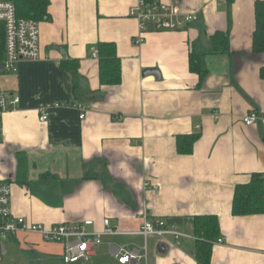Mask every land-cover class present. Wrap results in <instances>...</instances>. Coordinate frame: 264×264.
<instances>
[{"label":"crops","instance_id":"crops-1","mask_svg":"<svg viewBox=\"0 0 264 264\" xmlns=\"http://www.w3.org/2000/svg\"><path fill=\"white\" fill-rule=\"evenodd\" d=\"M137 1L49 0L40 59L0 77V90L20 97L0 144V183L11 185L13 214L48 226L91 219L98 230L109 218L122 232L138 231L148 215L192 235L150 237L141 264H197L193 218L215 215L224 244H214L211 264H264V214L232 213L236 187L264 174V120L243 122L250 110L264 115V55L253 53L258 0H162L199 20L178 31L151 27L141 45L130 16ZM217 32L228 34L230 53L207 54ZM99 43L117 47L119 85L100 83L92 57ZM193 51L205 54L203 81L190 71ZM76 104L87 107L85 119ZM186 135L200 136L191 155L177 151ZM115 237L101 245L110 264H119L111 245L142 252V237ZM15 243L47 257L64 251L37 234Z\"/></svg>","mask_w":264,"mask_h":264},{"label":"built area","instance_id":"built-area-1","mask_svg":"<svg viewBox=\"0 0 264 264\" xmlns=\"http://www.w3.org/2000/svg\"><path fill=\"white\" fill-rule=\"evenodd\" d=\"M130 16L138 22L139 35L135 43L145 42V33L153 27L156 31H178L199 20L196 12L183 13L178 5H170L162 0L149 2L138 0L130 10ZM0 24L3 25L5 38V53L0 64V77L18 72L21 61H37L40 59V23L34 20L18 18L15 0H0ZM94 59L99 58V51L92 53ZM20 97L0 90V144L3 136V120L6 114L18 109ZM56 107H69L56 103ZM74 108L80 111V119L86 118L87 107L76 104ZM49 114L42 111L40 121L46 122ZM264 120V115L256 110H250L243 118L246 126L257 125ZM154 190L156 185L151 186ZM12 189L8 183H0V261L7 254L5 242L15 241L21 233L37 234L45 242L60 244L64 251V264H88L95 255V248L103 244L104 237L120 235L139 236L145 244L141 251H133L128 246L111 245L109 250L119 264H141L147 259L148 239L157 237L166 239L172 236L176 241L192 238V235L180 231L176 226L169 225L163 219H151L148 215L143 218V224L136 232H122L114 226L109 218L103 220V228L98 230L93 220L64 222L54 225L30 223L24 218L16 217L11 205ZM216 244H224L220 237Z\"/></svg>","mask_w":264,"mask_h":264},{"label":"trees","instance_id":"trees-1","mask_svg":"<svg viewBox=\"0 0 264 264\" xmlns=\"http://www.w3.org/2000/svg\"><path fill=\"white\" fill-rule=\"evenodd\" d=\"M149 2L155 0H147ZM18 18L43 22L49 18V0H15ZM253 36V53L264 55V1L256 3V26ZM211 50L208 55L230 53V38L224 32H217L211 37ZM99 77L104 86H116L122 81L121 60L114 43H99ZM5 53L3 25L0 24V64ZM205 54L193 51L190 55V71L203 81L207 74L204 63ZM62 67L73 71L71 64L62 63ZM264 79V68L261 70ZM71 106L73 104L66 103ZM199 135L180 136L177 151L181 155H191ZM234 216H253L264 214V174H253L247 184L236 187L232 205ZM192 232L196 238L197 264H211L215 242L221 237L219 219L215 215L196 216L192 222Z\"/></svg>","mask_w":264,"mask_h":264},{"label":"rangeland","instance_id":"rangeland-1","mask_svg":"<svg viewBox=\"0 0 264 264\" xmlns=\"http://www.w3.org/2000/svg\"><path fill=\"white\" fill-rule=\"evenodd\" d=\"M143 241L144 245V238ZM5 246L7 247V254L2 257L0 264H64L62 258L47 257L32 251L22 250L15 241H7L5 242ZM95 251L97 252L96 256L92 257L88 264H110L111 256L105 247L99 246L95 248Z\"/></svg>","mask_w":264,"mask_h":264},{"label":"water","instance_id":"water-1","mask_svg":"<svg viewBox=\"0 0 264 264\" xmlns=\"http://www.w3.org/2000/svg\"><path fill=\"white\" fill-rule=\"evenodd\" d=\"M146 74H154V75H157L158 77H160V73L157 70H146L144 72V75H146Z\"/></svg>","mask_w":264,"mask_h":264}]
</instances>
